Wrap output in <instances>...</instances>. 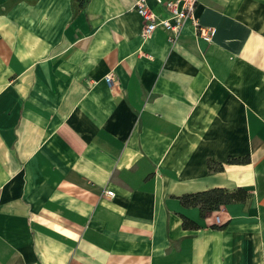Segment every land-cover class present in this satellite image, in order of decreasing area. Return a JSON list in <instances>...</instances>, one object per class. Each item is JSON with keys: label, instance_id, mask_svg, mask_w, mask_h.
Wrapping results in <instances>:
<instances>
[{"label": "crops", "instance_id": "1", "mask_svg": "<svg viewBox=\"0 0 264 264\" xmlns=\"http://www.w3.org/2000/svg\"><path fill=\"white\" fill-rule=\"evenodd\" d=\"M134 3L0 0V264H264V0L175 40ZM213 188L247 197L180 203Z\"/></svg>", "mask_w": 264, "mask_h": 264}, {"label": "built area", "instance_id": "2", "mask_svg": "<svg viewBox=\"0 0 264 264\" xmlns=\"http://www.w3.org/2000/svg\"><path fill=\"white\" fill-rule=\"evenodd\" d=\"M157 4L164 6L168 16L158 17L147 4V0H135L133 10L141 17L143 21L142 37H149L155 30L162 29L170 33V39L175 40L180 36L185 23L190 22L198 37L207 38L209 29L200 26L195 17V8L198 0H155ZM105 82L110 85L113 83L111 74L105 76ZM109 196L112 192L107 191ZM215 223H219L216 216Z\"/></svg>", "mask_w": 264, "mask_h": 264}, {"label": "trees", "instance_id": "3", "mask_svg": "<svg viewBox=\"0 0 264 264\" xmlns=\"http://www.w3.org/2000/svg\"><path fill=\"white\" fill-rule=\"evenodd\" d=\"M248 159H229L228 164L247 163ZM209 170L222 171L223 167L219 164H209ZM247 193L242 188L233 191H226L222 188H213L202 192L184 194L179 197L180 203L185 207H198L201 217H206L214 211H218L221 206L244 202ZM184 228L195 229L197 226L187 220L183 221ZM215 229H223V226H215Z\"/></svg>", "mask_w": 264, "mask_h": 264}, {"label": "rangeland", "instance_id": "4", "mask_svg": "<svg viewBox=\"0 0 264 264\" xmlns=\"http://www.w3.org/2000/svg\"><path fill=\"white\" fill-rule=\"evenodd\" d=\"M200 25V24H199ZM201 26V25H200ZM204 27V26H203ZM259 193L262 195V198H264V174H261L260 182H259ZM212 215V214H211ZM210 215V216H211ZM216 218V216H215Z\"/></svg>", "mask_w": 264, "mask_h": 264}]
</instances>
